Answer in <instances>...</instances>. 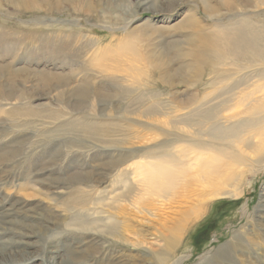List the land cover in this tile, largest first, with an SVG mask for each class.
<instances>
[{
  "label": "rangeland",
  "instance_id": "1",
  "mask_svg": "<svg viewBox=\"0 0 264 264\" xmlns=\"http://www.w3.org/2000/svg\"><path fill=\"white\" fill-rule=\"evenodd\" d=\"M145 1L0 0L1 43L9 46H0V166L10 176L0 204L13 206L11 218L31 223L34 234L24 239L16 225L0 223V247L12 242L10 253L21 251L0 264L98 256L99 248L69 239L46 249L68 214L98 207L131 233L119 230L122 243L106 237L116 254L87 264H264V203L255 210L264 171L254 156L264 141V62L227 48L243 47L237 29L264 44V0ZM209 112L218 116L204 132L239 129L223 143L241 156L233 168L241 182L223 189L241 196H201L205 206L172 250L166 230L196 199L174 204L168 187L137 196L120 165L185 149L184 141L168 144L171 135L189 140L195 132L175 122ZM200 181L201 192L212 190ZM110 194L117 200L99 206ZM19 238L27 245H15Z\"/></svg>",
  "mask_w": 264,
  "mask_h": 264
},
{
  "label": "bare ground",
  "instance_id": "2",
  "mask_svg": "<svg viewBox=\"0 0 264 264\" xmlns=\"http://www.w3.org/2000/svg\"><path fill=\"white\" fill-rule=\"evenodd\" d=\"M147 3L148 2L146 1H142V5L139 4V7L146 6ZM237 35L239 38L238 43L243 44V47H241V49H238V47L234 48L233 46L227 47L232 52V54L234 56L249 55L264 62V44L260 43V37L254 33L247 34L242 29H237ZM2 40L3 38L1 36L0 46H3L1 43ZM3 47L7 49L9 46L7 45ZM239 60L240 59H237L236 61ZM223 106L224 105L222 104L221 107ZM212 113L213 112H209L206 114L207 117H203V115H188L187 117H183L180 121L175 122V124H186V126H189L195 132L194 136L189 138V140H182L175 133L171 135L172 139L168 142V144L179 147L178 142L184 141L186 143L185 149L167 151L166 154H163L159 157H157L155 154H150L146 159L147 161L141 164H131L129 160H127L120 165L122 168L120 167L119 170H121L124 175V181H122V183H128L130 186H133L138 192L137 196H139V193L142 192L157 195L159 194L158 190H161L163 187H168L174 188L171 194L174 204H182V202L188 198L187 196H192L196 199L195 203L193 205L191 204L192 207L189 209V212H183L180 222L176 225V228H174L172 231L170 230V232H168L169 229L166 230L168 234L165 241L166 247L172 250L175 249H173L175 243L181 241L185 232L184 227L188 223V219L190 218L191 214H196L197 212L198 215L199 209L205 206L206 203L199 200L201 196L208 194L210 197L219 196L228 198L229 200L238 199L241 196V191L229 193L223 189L225 186L229 187V184L231 183H236L237 185L241 182L240 179H238L240 174L236 173L235 169L233 170L234 167L237 168L242 166V160L240 158L241 156H237L235 154L233 155V151H231L233 147L231 148L229 144L223 143L224 139L235 137L236 134L239 133V129L236 125H234L231 127L230 132H221L217 129L216 125L215 127L211 128L210 132H204L202 125L218 116ZM194 127L196 129H193ZM204 135H208V140L206 142L202 138ZM218 140H221V143ZM174 149L177 148L174 147ZM254 156L256 160L259 161L258 163H260L258 168L264 171V141L255 148ZM223 158H228V162L223 163L221 160ZM132 166L133 168H131ZM49 170L50 169L44 168L41 170V173L49 172ZM259 171L256 172L259 173ZM7 173L8 172L0 166V185L4 184L5 181L10 177L7 176ZM204 175H213L214 177H211L209 180H207ZM200 180L209 185L212 190L208 193L201 192V188L203 189V186L201 184L198 186V184L201 182ZM191 185H196L197 189H191ZM51 188L53 190L58 189L57 186H51ZM116 200L117 197L115 194H110L107 197L104 195L103 201L99 206L104 207L106 205L112 204ZM186 202L187 201H185V203ZM134 203L131 204L132 207L137 204V202L135 204ZM262 203H264V198H261L260 203H258L259 205L256 207L257 209L255 208V210L261 208L263 205ZM97 204L98 203H96V205ZM263 207L264 206H262V208ZM191 209H194V211H191ZM91 210L84 214H68L70 222L58 226V234L56 236L57 238L50 239L47 242L48 244L46 249L50 248L52 250L54 248L53 244L57 239H69L71 241L74 240L76 243L83 241L84 243L82 244H89L90 246L99 248V250L97 249L99 254L98 256L106 258L110 257V255L116 254L115 249L110 246L111 242H108L105 239L108 237L109 239H113L119 243H122L123 240L119 235V230H121L123 234L126 232L131 233V231H129L128 225L120 228L118 227L119 225L117 226V223H115L114 220L103 216L104 211H101L103 209L98 207ZM13 211V206H7L6 203L0 204V223L9 226L16 225L15 227L21 229V231H24V239L32 236L31 234H33V232L31 231V228L33 226L31 223H19L13 220L11 215L17 214L16 211ZM33 220L40 221L41 218H36ZM26 232H29V234ZM132 233H134V230H132ZM19 239L20 240L15 242V245H27L26 242H24V239ZM11 244L12 242L6 246H11ZM7 247H0V263H2V261L9 260L10 255L16 254V250H11L10 253V250ZM169 251L170 250L166 252ZM16 252L19 253L21 251ZM98 256L91 258L89 261H82L79 258L73 259L71 264H87V262H94L95 260L100 259L97 258ZM56 257L57 256L53 257V259ZM107 259L108 258H106V260ZM180 262H176L175 264ZM49 264L55 263L50 261Z\"/></svg>",
  "mask_w": 264,
  "mask_h": 264
},
{
  "label": "trees",
  "instance_id": "3",
  "mask_svg": "<svg viewBox=\"0 0 264 264\" xmlns=\"http://www.w3.org/2000/svg\"><path fill=\"white\" fill-rule=\"evenodd\" d=\"M206 227H207V226H204L203 229H205ZM199 232H200V233H203L204 231H199ZM200 233H199V234H200Z\"/></svg>",
  "mask_w": 264,
  "mask_h": 264
}]
</instances>
